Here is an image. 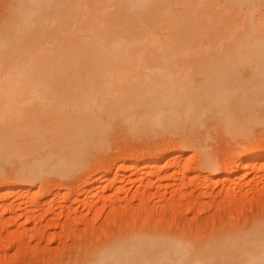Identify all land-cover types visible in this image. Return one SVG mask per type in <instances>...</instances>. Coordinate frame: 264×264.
<instances>
[{"label": "bare ground", "instance_id": "1", "mask_svg": "<svg viewBox=\"0 0 264 264\" xmlns=\"http://www.w3.org/2000/svg\"><path fill=\"white\" fill-rule=\"evenodd\" d=\"M80 1L4 6L0 186L73 169L115 129L145 125L179 143V128L209 111L224 109L235 126L255 121L243 101L264 96V0H112L111 9L86 8L90 19ZM158 150L131 169L187 155ZM240 151L224 166L243 170L237 179L264 162L263 150L249 160ZM12 192L0 189V199ZM232 231L194 239L132 231L100 245L84 264H264V232Z\"/></svg>", "mask_w": 264, "mask_h": 264}, {"label": "rangeland", "instance_id": "2", "mask_svg": "<svg viewBox=\"0 0 264 264\" xmlns=\"http://www.w3.org/2000/svg\"><path fill=\"white\" fill-rule=\"evenodd\" d=\"M10 1L0 0V16ZM114 5L112 0L78 3L83 12ZM260 95L243 101L249 109L253 106L255 121L249 126L228 123L223 109L199 115L190 127L179 128V143L172 142L168 132L156 133L145 125L127 132L115 129L73 169L45 173L22 186L1 185L0 189H13L14 195L0 199V264H84L100 245L132 231L185 239L228 235L232 230L244 235L252 229L264 232V162L247 170L242 180L237 177L243 170L224 169L237 150L248 160L264 151ZM250 142L253 147H248ZM158 148L187 155L149 171L131 169L156 158L153 150ZM132 153L136 160L129 159ZM123 163L129 164L125 171L118 168Z\"/></svg>", "mask_w": 264, "mask_h": 264}]
</instances>
